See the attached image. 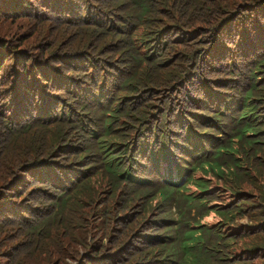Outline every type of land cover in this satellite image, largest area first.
Masks as SVG:
<instances>
[{
	"label": "trees",
	"instance_id": "1",
	"mask_svg": "<svg viewBox=\"0 0 264 264\" xmlns=\"http://www.w3.org/2000/svg\"><path fill=\"white\" fill-rule=\"evenodd\" d=\"M260 186L264 0H0L1 264H264Z\"/></svg>",
	"mask_w": 264,
	"mask_h": 264
},
{
	"label": "rangeland",
	"instance_id": "2",
	"mask_svg": "<svg viewBox=\"0 0 264 264\" xmlns=\"http://www.w3.org/2000/svg\"><path fill=\"white\" fill-rule=\"evenodd\" d=\"M238 21H240V18H236L235 16H231V18L228 21V23L225 26H222L220 28L219 32L216 34L217 37L219 38V40H217V43H219V41L221 39H225V38H227V37L232 35L233 31H232L231 28H236L237 25L239 24ZM254 31H255V24L249 23L245 27V32H247V33H251V32H254ZM222 63H225L224 60H222V61L217 60L215 58V56L210 54L205 59V64H204V68L206 69L208 66H210V70L208 72H205V74L220 75V73H222V65H223ZM213 65H215V67H213ZM199 68H200V66H199ZM242 69L247 72L248 66H246L244 64V65H242ZM189 87L194 92L193 86L189 85ZM22 101L27 103V101L24 98L22 99ZM259 189H261V186L259 188L258 187L257 188H251V195H250L251 203L249 204V208L247 210L246 217H242L241 218L244 223H251V221L249 220V213L250 212L251 213H255L256 216L259 215V214H262L264 212V206L260 202H258V197H260ZM99 199H100V197H98V195H96V196H94L92 198L91 211H92V208L96 206V203L99 201ZM227 199L228 198H225L226 201H227ZM263 226H264V223L261 224V225H257L256 230H259ZM256 263L257 264L263 263V260L262 259H258V261ZM0 264H1V260H0Z\"/></svg>",
	"mask_w": 264,
	"mask_h": 264
}]
</instances>
